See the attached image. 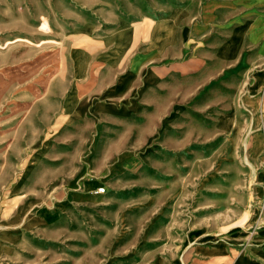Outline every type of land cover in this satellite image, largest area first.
Listing matches in <instances>:
<instances>
[{"label": "rangeland", "instance_id": "obj_1", "mask_svg": "<svg viewBox=\"0 0 264 264\" xmlns=\"http://www.w3.org/2000/svg\"><path fill=\"white\" fill-rule=\"evenodd\" d=\"M202 1L0 0V264H264V54Z\"/></svg>", "mask_w": 264, "mask_h": 264}, {"label": "crops", "instance_id": "obj_2", "mask_svg": "<svg viewBox=\"0 0 264 264\" xmlns=\"http://www.w3.org/2000/svg\"><path fill=\"white\" fill-rule=\"evenodd\" d=\"M201 10L200 39L219 57L229 59L238 51L254 52L257 58L264 54V0H203ZM233 44L234 54L222 56Z\"/></svg>", "mask_w": 264, "mask_h": 264}, {"label": "built area", "instance_id": "obj_3", "mask_svg": "<svg viewBox=\"0 0 264 264\" xmlns=\"http://www.w3.org/2000/svg\"><path fill=\"white\" fill-rule=\"evenodd\" d=\"M96 193H103L104 192V187L103 186H99L95 189Z\"/></svg>", "mask_w": 264, "mask_h": 264}]
</instances>
